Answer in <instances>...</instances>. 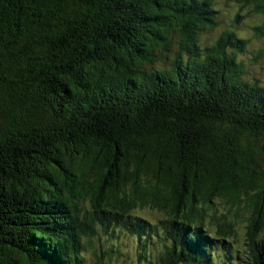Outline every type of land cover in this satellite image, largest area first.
<instances>
[{"label":"trees","instance_id":"1","mask_svg":"<svg viewBox=\"0 0 264 264\" xmlns=\"http://www.w3.org/2000/svg\"><path fill=\"white\" fill-rule=\"evenodd\" d=\"M217 1L0 0V264H101L122 229H160L158 264L228 261L241 216L264 264V44L246 62L234 30L245 9L264 40V0Z\"/></svg>","mask_w":264,"mask_h":264},{"label":"rangeland","instance_id":"2","mask_svg":"<svg viewBox=\"0 0 264 264\" xmlns=\"http://www.w3.org/2000/svg\"><path fill=\"white\" fill-rule=\"evenodd\" d=\"M219 10L224 14L221 19L228 20L229 16L231 17L237 9L240 7V3L237 1L226 4L224 0H218L216 2ZM242 15L237 22L234 30L236 33L242 37L249 38L250 41L248 43V50L246 53L239 54V57L244 61L248 62L249 57L253 55V53L261 48L264 44V40L262 38H252V25L256 24L261 20V16L259 14L252 13L248 15L245 9L241 11ZM222 27H217L216 29L207 32H202L200 42L201 44H210L213 42V39L219 35V32ZM260 60L256 59V61H252L248 64V70L250 74L247 76L249 78H257L262 80L263 74H261L260 69ZM214 207L216 208V212L226 213L228 214V218H232L233 216L228 213L227 206L219 202V200L214 199ZM133 215H137L143 219L149 220L151 223H157L156 221L163 220L166 218L164 212L159 211L155 208H151L149 206L138 207L134 210ZM233 221V227L235 230V234L230 236L228 239L224 241V247L218 249L217 257H224L227 253L228 243L227 241H232V247L229 248L230 251L236 249L237 256L229 259L228 261H217V259L212 264H250L252 262L253 256L255 252H251L250 255L249 249L247 248V244L245 241L244 232L246 230L247 221L245 217H233L231 219ZM208 230L214 232L216 227L206 222ZM144 234L146 230H144ZM158 232V233H157ZM159 230L151 231L150 235H146L139 237L136 235H132L124 229L118 230L113 233V235L109 238L102 235L99 239H95L94 243L103 249H110L109 254H104L101 258V264H158L157 258L161 255L163 251V242L159 236ZM262 234V232H260ZM143 235V234H142ZM84 256L88 262H92L93 254L91 250L84 251ZM142 254V255H141ZM180 264V263H179ZM184 264V263H183Z\"/></svg>","mask_w":264,"mask_h":264}]
</instances>
